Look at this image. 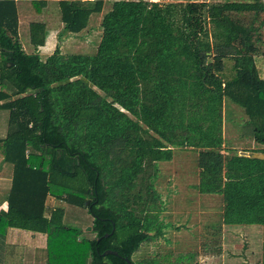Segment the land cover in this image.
I'll return each mask as SVG.
<instances>
[{
  "label": "trees",
  "instance_id": "16d2710c",
  "mask_svg": "<svg viewBox=\"0 0 264 264\" xmlns=\"http://www.w3.org/2000/svg\"><path fill=\"white\" fill-rule=\"evenodd\" d=\"M31 2L40 12L46 1ZM104 5L60 0L63 30L43 58L47 24L30 23L27 52L17 1L0 0V108L9 111L0 156L14 165L0 243L18 227L46 235L47 264H130L126 256L162 264L133 254L162 230L144 214L155 197L152 168L176 147L199 149L198 186L222 196L223 223L259 224L264 237V156L224 147L226 97L244 108L243 129L264 145V1L115 0L92 24ZM96 28L92 53L64 52L68 35L80 40ZM49 197L59 204L50 209ZM64 204L88 209L93 237L64 222ZM201 235L204 249L181 251L173 264L222 252L220 226ZM210 238L218 248L208 253Z\"/></svg>",
  "mask_w": 264,
  "mask_h": 264
},
{
  "label": "rangeland",
  "instance_id": "374dc122",
  "mask_svg": "<svg viewBox=\"0 0 264 264\" xmlns=\"http://www.w3.org/2000/svg\"><path fill=\"white\" fill-rule=\"evenodd\" d=\"M18 5L21 14L20 39L25 50L31 52L34 46L29 39L30 22L44 20L45 17L42 16L44 13L36 11L30 0H22L18 2ZM26 6L27 11L24 10ZM100 34L101 30L96 28L89 36L77 40V43L74 40L69 41L70 43L63 44L66 45L64 52L92 53L100 40ZM53 38L54 36L51 35V39ZM54 42L49 41L45 46L39 48V51L42 49L40 54L43 58L56 49L58 41ZM226 64L227 69H231L233 61L227 60ZM224 110V147L235 148L242 154L252 152L245 149H251L253 146L260 147L252 134L243 129V124L249 120L244 108L226 97ZM8 120L9 111L0 108V135L2 136L9 129ZM198 157L199 149L176 147L172 160L159 161L156 163V170L153 171L152 168L154 176L151 181H153L155 197L149 204L144 219L152 220V230L157 227L162 229L159 232L161 235L156 234L153 235L154 238L148 239L141 245L140 251L134 253L133 259L139 263L145 258L158 255L161 256L162 264H173L176 261V255L181 251L199 252L204 249L202 242L205 239V233L202 236V230L218 225L225 232L221 244L222 252L215 257L207 258L204 255L201 258L202 264H262L264 256L263 227L255 226L252 230L245 226L244 230L234 229L231 231L232 234L231 232L227 233L228 230H224L222 196L211 198V195L214 194L204 193L203 195L198 186L201 170ZM64 207L66 208L64 222L82 227L84 236L93 237L94 233L89 229L92 227L93 217L88 209L68 204H64ZM119 235H123V232H119ZM210 240L211 248L205 250L208 253L217 251L216 248H218L216 238H210Z\"/></svg>",
  "mask_w": 264,
  "mask_h": 264
},
{
  "label": "crops",
  "instance_id": "0c3cea01",
  "mask_svg": "<svg viewBox=\"0 0 264 264\" xmlns=\"http://www.w3.org/2000/svg\"><path fill=\"white\" fill-rule=\"evenodd\" d=\"M16 1L18 5V2L22 0H16ZM45 1H46L45 3L41 4V13H44L42 14V16L45 17L43 21L47 24V41H46V44H47V42L49 41L57 42L58 40H60L59 35L61 36V31L63 30L64 23L61 19V13H60V7H59L60 0H45ZM104 1H105V5H104L102 12L96 15H92V18H91L92 24H94L95 22H99L102 19L104 13H106V11L111 7L112 3L115 0H104ZM24 10L27 11V6L25 7ZM18 11H19V20H20L21 14H20L19 5H18ZM88 29L84 30L83 32L89 35L93 33V32L88 31ZM51 35L54 36L53 39H51ZM77 36L78 35H74V34L68 35L65 40L63 39L64 41L63 44L68 43L69 41L71 42L73 40L75 42L77 38H79ZM64 46L66 45H62V47ZM33 50L34 49L32 48V51ZM40 51H42V49ZM7 132L3 136L0 135V137L6 136ZM258 147L259 146H253L251 149L258 148ZM13 174H14V165L11 162L6 161L2 156H0V210L2 209L6 210L8 208V199H9L10 191L12 188ZM202 194L204 195V193ZM217 196L218 194H214V195H211V198H216ZM202 199H204V196H202ZM47 203L51 209L52 206L59 204V201L55 200L53 197H49ZM221 203H222L221 206L223 208V201ZM50 209L48 210V214H50ZM245 226L254 230L253 227L255 226L259 227L261 225L259 224H251V225L224 224V230L225 231L228 230L227 233H230L231 231H234V229L244 230ZM238 232H241V231H238ZM232 233L233 232H231V234ZM159 235L161 234H158V236ZM151 238H154V236L152 235ZM46 246H47V241H46V235L44 233L27 230L24 228L11 227L8 229L7 235L3 243H0V264H47V247ZM135 254H133V257ZM199 259L202 262L201 257H199Z\"/></svg>",
  "mask_w": 264,
  "mask_h": 264
},
{
  "label": "water",
  "instance_id": "95a60500",
  "mask_svg": "<svg viewBox=\"0 0 264 264\" xmlns=\"http://www.w3.org/2000/svg\"><path fill=\"white\" fill-rule=\"evenodd\" d=\"M246 155H251V156H264V154H262V153H257V152H246ZM87 203H89V200L87 201ZM91 228H92V227H89V229H91ZM108 235H109V233L106 234V236H108ZM103 254H104V255H106V254H116V255H118L119 252H118L117 250L108 249V250L104 251ZM125 259H126L130 264H133V263L131 262V259H130V258L125 257Z\"/></svg>",
  "mask_w": 264,
  "mask_h": 264
},
{
  "label": "built area",
  "instance_id": "2783aa9c",
  "mask_svg": "<svg viewBox=\"0 0 264 264\" xmlns=\"http://www.w3.org/2000/svg\"><path fill=\"white\" fill-rule=\"evenodd\" d=\"M197 1H200V2H213V1H225V0H197Z\"/></svg>",
  "mask_w": 264,
  "mask_h": 264
},
{
  "label": "bare ground",
  "instance_id": "6f19581e",
  "mask_svg": "<svg viewBox=\"0 0 264 264\" xmlns=\"http://www.w3.org/2000/svg\"><path fill=\"white\" fill-rule=\"evenodd\" d=\"M259 58V57H258ZM127 257V256H126Z\"/></svg>",
  "mask_w": 264,
  "mask_h": 264
}]
</instances>
